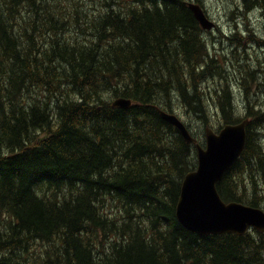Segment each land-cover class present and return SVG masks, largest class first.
Instances as JSON below:
<instances>
[{
	"label": "trees",
	"instance_id": "trees-1",
	"mask_svg": "<svg viewBox=\"0 0 264 264\" xmlns=\"http://www.w3.org/2000/svg\"><path fill=\"white\" fill-rule=\"evenodd\" d=\"M85 1L0 0V264H264L263 233L200 236L176 217L197 150L158 108L241 121L189 0ZM243 6L264 18V0ZM253 128L218 190L258 208Z\"/></svg>",
	"mask_w": 264,
	"mask_h": 264
},
{
	"label": "water",
	"instance_id": "water-1",
	"mask_svg": "<svg viewBox=\"0 0 264 264\" xmlns=\"http://www.w3.org/2000/svg\"><path fill=\"white\" fill-rule=\"evenodd\" d=\"M188 6L204 31L214 30L215 23L200 4L188 2ZM132 105L133 102L125 98H118L112 103L113 108L122 109H129ZM158 111L166 122L180 131L186 142L195 144L197 150V168L189 172L182 183L176 208L179 223L200 236H244L251 229L264 233L263 209L239 202H225L218 190L220 181L239 161L245 150L250 120L227 124L218 132L210 127L206 128L205 145H202L178 115L161 108Z\"/></svg>",
	"mask_w": 264,
	"mask_h": 264
},
{
	"label": "rangeland",
	"instance_id": "rangeland-1",
	"mask_svg": "<svg viewBox=\"0 0 264 264\" xmlns=\"http://www.w3.org/2000/svg\"><path fill=\"white\" fill-rule=\"evenodd\" d=\"M189 2L200 4L209 18L217 24L215 30L204 31L203 38L211 56L216 58L219 65L227 71L225 75L228 77L236 115L241 121L246 118L252 121V126H255L252 132L256 133L260 145L264 148V123L256 122V116H254L256 111L264 113V18L262 12L254 7L245 8L243 0H189ZM83 9L84 11L88 9L87 13H93L97 8L95 4L86 0ZM250 71L254 77L250 76ZM211 80L210 85H218L221 81L218 76L215 81ZM176 107L173 113L187 124L194 136L199 135L205 143L206 126L200 123L199 118L191 117L192 114H189L187 110L178 105ZM211 111L214 115L216 114V110ZM219 126L218 118H211L209 127L218 131ZM259 183L257 185V196L260 197L258 198L259 208L264 210V180ZM250 194H254L253 189ZM112 205H107L106 210L119 216V211L111 208ZM252 233L255 234V231Z\"/></svg>",
	"mask_w": 264,
	"mask_h": 264
},
{
	"label": "bare ground",
	"instance_id": "bare-ground-1",
	"mask_svg": "<svg viewBox=\"0 0 264 264\" xmlns=\"http://www.w3.org/2000/svg\"><path fill=\"white\" fill-rule=\"evenodd\" d=\"M116 97V96H115Z\"/></svg>",
	"mask_w": 264,
	"mask_h": 264
},
{
	"label": "flooded vegetation",
	"instance_id": "flooded-vegetation-1",
	"mask_svg": "<svg viewBox=\"0 0 264 264\" xmlns=\"http://www.w3.org/2000/svg\"><path fill=\"white\" fill-rule=\"evenodd\" d=\"M217 25V24H216Z\"/></svg>",
	"mask_w": 264,
	"mask_h": 264
}]
</instances>
